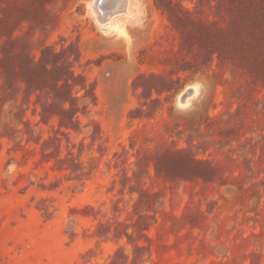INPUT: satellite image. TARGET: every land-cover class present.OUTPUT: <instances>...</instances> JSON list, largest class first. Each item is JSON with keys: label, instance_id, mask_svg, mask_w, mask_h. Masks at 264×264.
Listing matches in <instances>:
<instances>
[{"label": "rangeland", "instance_id": "1", "mask_svg": "<svg viewBox=\"0 0 264 264\" xmlns=\"http://www.w3.org/2000/svg\"><path fill=\"white\" fill-rule=\"evenodd\" d=\"M127 2L0 0V264H264V0Z\"/></svg>", "mask_w": 264, "mask_h": 264}, {"label": "bare ground", "instance_id": "2", "mask_svg": "<svg viewBox=\"0 0 264 264\" xmlns=\"http://www.w3.org/2000/svg\"><path fill=\"white\" fill-rule=\"evenodd\" d=\"M95 3V7H91L95 13V18L99 24L106 27L113 26L114 14H129L127 0H95Z\"/></svg>", "mask_w": 264, "mask_h": 264}, {"label": "clouds", "instance_id": "3", "mask_svg": "<svg viewBox=\"0 0 264 264\" xmlns=\"http://www.w3.org/2000/svg\"><path fill=\"white\" fill-rule=\"evenodd\" d=\"M189 107H191V105L189 106ZM184 109H181V111H183Z\"/></svg>", "mask_w": 264, "mask_h": 264}]
</instances>
